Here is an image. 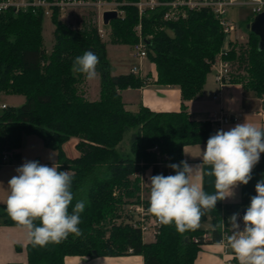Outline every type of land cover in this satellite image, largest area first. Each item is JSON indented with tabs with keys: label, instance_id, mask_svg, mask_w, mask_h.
Wrapping results in <instances>:
<instances>
[{
	"label": "trees",
	"instance_id": "obj_1",
	"mask_svg": "<svg viewBox=\"0 0 264 264\" xmlns=\"http://www.w3.org/2000/svg\"><path fill=\"white\" fill-rule=\"evenodd\" d=\"M122 9L124 17L109 24L112 43L133 46L137 42L134 28L141 21L143 35L151 36L146 38L148 59L156 66L157 83L181 90L179 112L159 113L142 107L133 113L126 109L122 92L142 87L147 77L111 73L107 43L96 25L74 29L55 8L51 18L54 44L48 52L44 48L42 10L0 12V95L25 98L20 107L8 106L0 112V162L5 152L11 153V162L18 159L24 135L39 136L47 147L58 151V170L72 176L74 199L69 213L78 200L85 201L78 225L82 234H70L59 244L45 247L30 241L28 264H65L68 256H121L130 254L129 249L132 254L142 255L144 264H193L202 245L222 240L219 225L224 216L220 204L206 211L200 220H212L211 238H205L209 232L200 227L180 233L171 224L161 225L155 240L148 243L126 212L139 196L141 179L137 172L152 168V176L160 174L155 146L168 155L169 165L179 164L184 160L186 145L206 144L213 135L214 125L192 120L186 102L203 94L212 63L224 48L222 27L209 10L165 22L163 9L148 11L141 18L134 5ZM247 31L248 43L238 46L230 41L226 59L237 71L245 72L244 76H234L232 83H242L261 98L264 109V50H258L259 37ZM86 51L99 57L96 71L101 90L95 101L87 100L80 91L85 76L72 71L74 59ZM130 132L131 149L126 152L121 144ZM71 138L79 140L76 148L80 156L74 159L67 158L62 148ZM168 173L175 174L170 167ZM0 218V225H18L8 216L6 205L0 206ZM116 218L120 223L114 222Z\"/></svg>",
	"mask_w": 264,
	"mask_h": 264
},
{
	"label": "clouds",
	"instance_id": "obj_2",
	"mask_svg": "<svg viewBox=\"0 0 264 264\" xmlns=\"http://www.w3.org/2000/svg\"><path fill=\"white\" fill-rule=\"evenodd\" d=\"M98 63L99 57L86 51L74 59L72 71L93 80L98 75ZM261 153H264V129L245 121L227 131L218 130L208 138L202 151V163L211 168L207 175L215 178V193L207 194L200 184L192 182L191 175L200 164L190 165L182 160L169 165L174 175L149 177L147 212L161 225L174 224L180 233L197 229L202 216L215 208L217 201L232 197L237 186L249 183ZM16 172L8 181L6 211L14 222L27 229L34 246L59 244L70 234L77 237L82 234L78 225L85 201L78 200L69 213L74 195L68 171L26 161ZM255 192L242 217L243 230L238 223L239 213L229 218L228 244L239 264H264V179L256 183ZM225 226L223 222L219 225Z\"/></svg>",
	"mask_w": 264,
	"mask_h": 264
},
{
	"label": "crops",
	"instance_id": "obj_3",
	"mask_svg": "<svg viewBox=\"0 0 264 264\" xmlns=\"http://www.w3.org/2000/svg\"><path fill=\"white\" fill-rule=\"evenodd\" d=\"M238 38L242 40L249 39V33L234 35L231 41L233 42V39ZM128 73H131V69ZM141 75L147 77L148 81L145 85L122 92V98L128 111L138 113L142 107L159 113L179 112L181 110L183 101L180 88L178 86L159 85L154 63L150 60L145 61ZM1 95L7 96L5 94ZM215 95H218V99L214 98ZM2 104L6 103L3 102ZM186 105L191 119L197 121H210L213 116L220 115L221 112L228 115H242L241 120L237 123L215 127L213 135L218 130L227 131L245 121L264 129L263 100L253 92L247 91L242 83H228L220 86L213 74L207 77L203 94L195 100L186 102ZM74 140H76L75 143L79 141L77 138H74ZM205 147L206 144L186 145L183 149V158L190 165L200 164L198 169H194L191 180L193 183L200 184L207 194H214L216 191L214 187L215 178L207 175L211 168L209 165L202 163V151ZM24 152L25 150L22 149L21 152V148L18 149V159L15 162L0 166V206L6 205L10 191L8 181L14 175H17L16 169L27 161ZM28 152H32V150ZM36 155L40 158L39 153ZM51 159L52 161L42 163V165L49 167L55 165L58 169L59 160L56 155L54 154ZM145 173L147 176L148 174L151 176L152 168L146 170ZM261 179H264V153H261L260 160L253 169L252 179L249 183L237 186L233 190L234 195L232 197L217 201V204H220L223 210L224 219L222 222L226 225L224 230L228 237L231 235L229 218L234 213H239L238 223L240 224V230H243L241 210L249 206L251 197L256 195L255 185ZM0 223H2V218H0ZM199 227L208 232L214 228L210 218L200 222ZM208 237L211 238L210 232ZM228 237L217 243L202 245L193 264H239L234 251L228 244ZM148 239L151 241L153 238L147 236L145 242ZM30 241L27 229L22 226L0 225V264H28L27 246ZM65 264H144V258L142 255L132 253L121 256H68L65 258Z\"/></svg>",
	"mask_w": 264,
	"mask_h": 264
},
{
	"label": "built area",
	"instance_id": "obj_4",
	"mask_svg": "<svg viewBox=\"0 0 264 264\" xmlns=\"http://www.w3.org/2000/svg\"><path fill=\"white\" fill-rule=\"evenodd\" d=\"M134 5L138 8L140 18L144 13L148 11H156L163 9V21L176 22L186 19L191 12L209 10L211 11L219 21L222 30L225 34L231 35V33L237 30V27L231 24L226 19V13L231 6H250L254 14H259L264 10V0H139L136 3L118 2L116 0H57L49 2L46 0H0V12H6L13 10L15 12L33 10H42L45 17L52 18L55 8L60 11L61 19L65 16L67 11L72 9L80 10H93L98 14L99 23H97V31L99 36L103 39L108 35V30H105L103 23V14L109 11H115L118 14V18L124 17L125 12L122 9L123 6ZM63 20V19H62ZM137 36V42L131 46L133 57L138 61V66H134L131 69V73L135 76L142 77V69L145 61H148V38L143 35V28L141 21L134 28ZM147 38V39H146ZM231 39L229 40V42ZM229 45V44H228ZM228 45L221 50L215 61L212 63V69L215 71V80L222 86L224 84L232 83V63L226 59V56L230 50ZM148 81V80H147ZM218 99V95L214 96ZM6 104H0V110L6 109ZM241 114L228 115L221 112L220 115L213 116L210 122L214 125V128L221 127L225 124L237 123L241 120ZM153 151L159 153L158 146L153 148ZM11 153H4L0 162V166L10 164ZM143 165V163H140ZM169 166V163L166 162ZM171 175L170 173L167 174ZM137 177L141 179L143 184L145 179L148 178L144 171H138ZM149 206L143 201L137 204H131L126 208L127 215L132 217L131 223L134 227L138 228L141 232L142 238L145 241L146 236L156 238L160 233V226L158 220L147 212ZM131 219V218H130ZM205 238L208 235H204ZM228 236L222 228V240H225ZM133 253L132 249L128 251Z\"/></svg>",
	"mask_w": 264,
	"mask_h": 264
},
{
	"label": "rangeland",
	"instance_id": "obj_5",
	"mask_svg": "<svg viewBox=\"0 0 264 264\" xmlns=\"http://www.w3.org/2000/svg\"><path fill=\"white\" fill-rule=\"evenodd\" d=\"M256 17V14H254L251 10L250 6H231L228 8V11L226 13V19L237 27V30L231 35L225 36V42L224 46L226 47L229 44V40L232 38V36L240 34V33H246L247 25L249 24L248 21L253 20ZM63 21L70 25L74 29L82 28L86 24H92L97 25L99 23L98 14L96 11L91 10H80V9H72L67 11L65 16L62 18ZM105 30H108V35L103 38L102 40L107 43V58L110 63L111 73L113 75H120L125 74L130 71L134 66H138V61L133 57V53L130 49L129 45L124 44H113L112 43V37H111V29L109 26L104 25ZM54 25L51 21L50 17H45L44 23H43V35H44V48L50 52L53 44H54ZM249 39H233L234 45H243L245 46L248 43ZM232 73L233 78L234 76H238L239 74H242L241 76L245 75V72L240 73L237 71V68L235 66H232ZM214 75L215 77V71L212 69L209 75ZM208 75V76H209ZM87 80V81H86ZM100 90H101V84H100V76L99 74L97 77L93 80H88L84 77L83 83L80 85V91L84 95V97L87 100L95 101L100 96ZM24 97L20 95H7L2 96L0 95V104L3 102L6 103L7 106L18 108L22 105L24 102ZM1 112V110H0ZM76 140L74 138H71L63 145V151L66 157L70 159H74V157H79L80 153L78 149L76 148L77 143H75ZM122 149H124L126 152H129L131 149V132L126 134L122 144ZM21 152L22 149L25 150L24 156L27 161H38L39 163H48L52 161L51 157L56 155L58 158V151L49 148L45 145L43 140L36 135H24L21 143ZM29 150H32V152H28ZM39 153V156L36 154ZM51 156V157H50ZM73 157V158H72ZM168 155L166 153H160L158 154V161H159V167H160V174H165V172L168 171V165H166V162H168ZM143 163V162H141ZM9 165V164H6ZM142 166V165H141ZM145 172V171H144ZM149 176V174H148ZM152 176V175H151ZM149 176V177H151ZM149 177L145 179L144 183L142 184L140 181V192L139 196H137L134 199V204L140 203L143 201L145 204H149V195H150V179ZM123 216V214L121 215ZM114 222L120 223V220L117 218L114 220ZM147 237V236H146ZM155 239L153 238L151 241L146 240V242H152Z\"/></svg>",
	"mask_w": 264,
	"mask_h": 264
},
{
	"label": "water",
	"instance_id": "obj_6",
	"mask_svg": "<svg viewBox=\"0 0 264 264\" xmlns=\"http://www.w3.org/2000/svg\"><path fill=\"white\" fill-rule=\"evenodd\" d=\"M118 14L115 11L105 12L103 14V23L109 26L110 22L117 19ZM247 29L259 37L258 50H264V10L256 15L252 22L247 25ZM247 207L241 210V216L243 217Z\"/></svg>",
	"mask_w": 264,
	"mask_h": 264
}]
</instances>
